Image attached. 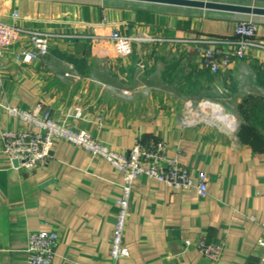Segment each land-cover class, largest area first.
Listing matches in <instances>:
<instances>
[{
	"label": "crops",
	"instance_id": "obj_1",
	"mask_svg": "<svg viewBox=\"0 0 264 264\" xmlns=\"http://www.w3.org/2000/svg\"><path fill=\"white\" fill-rule=\"evenodd\" d=\"M211 1L264 7V0ZM247 19L264 43V15L136 0H0L1 22L59 35L29 64L14 59L15 46L3 49L0 133L25 128L3 105L48 111L117 152L162 141L168 157L207 177L205 196L136 179L123 236L128 254L114 262L121 173L62 139L44 167L27 170L3 154L0 141V264H25L27 235L41 229L58 235L52 264H264V131L258 146L238 135L246 123L238 104L248 96L264 102V49L205 78L186 41L233 38L236 21ZM113 30L131 37L128 57L99 40ZM209 100L232 111L233 123L202 117ZM201 235L223 245L219 259L184 248V239Z\"/></svg>",
	"mask_w": 264,
	"mask_h": 264
},
{
	"label": "built area",
	"instance_id": "obj_2",
	"mask_svg": "<svg viewBox=\"0 0 264 264\" xmlns=\"http://www.w3.org/2000/svg\"><path fill=\"white\" fill-rule=\"evenodd\" d=\"M11 16L17 19L18 13L13 12ZM256 32L257 25L253 20H238L234 26L233 38L210 37L186 41L193 43L197 54L201 56L202 64L211 73H217L222 67H228L233 60L245 58L251 49H264V43L255 37ZM58 36L53 32L26 29L16 23L0 21V56L3 49L15 46L14 59L29 64L44 58L48 54L50 40ZM24 39L25 44L22 43ZM100 39L108 40L118 57H128L132 53L131 37L118 30H113L106 36L99 37ZM3 109L25 124L23 129H4L0 133L3 154L12 161L16 160L19 167L27 170L44 167L54 142L62 139L83 148L92 156L102 157L121 173L120 193L114 200L116 212L110 241V256L114 262L128 254L123 236L130 211L133 183L140 176L154 179L173 189L195 187L198 195L207 194L206 174L197 171L194 177L184 165L166 155V144L162 141L149 147L135 141L127 153L117 152L88 131L75 129L65 121L53 119L48 111L37 114L10 105H3ZM220 109L222 110L221 107ZM57 244L58 235L54 230L31 231L27 235L25 264H52ZM258 244L264 247V239H259ZM183 245L184 248L197 249L210 260L219 259L223 251L221 243L209 242L202 235L184 239Z\"/></svg>",
	"mask_w": 264,
	"mask_h": 264
},
{
	"label": "trees",
	"instance_id": "obj_3",
	"mask_svg": "<svg viewBox=\"0 0 264 264\" xmlns=\"http://www.w3.org/2000/svg\"><path fill=\"white\" fill-rule=\"evenodd\" d=\"M210 74L209 69L205 68L204 77L208 78ZM238 113L246 121L239 125V137L252 146L261 144L263 140L261 132L264 131V102L253 96L243 98L238 104Z\"/></svg>",
	"mask_w": 264,
	"mask_h": 264
},
{
	"label": "water",
	"instance_id": "obj_4",
	"mask_svg": "<svg viewBox=\"0 0 264 264\" xmlns=\"http://www.w3.org/2000/svg\"><path fill=\"white\" fill-rule=\"evenodd\" d=\"M136 1L196 7L204 10H217V11L237 12V13L239 12V13H246L249 15H264V7L218 2L211 0H136ZM13 163L17 164V161L14 160Z\"/></svg>",
	"mask_w": 264,
	"mask_h": 264
},
{
	"label": "bare ground",
	"instance_id": "obj_5",
	"mask_svg": "<svg viewBox=\"0 0 264 264\" xmlns=\"http://www.w3.org/2000/svg\"><path fill=\"white\" fill-rule=\"evenodd\" d=\"M208 105L210 108L214 110V114L217 116V118L222 120L225 124L228 125L231 124V122H233L230 116L221 112L222 110L220 109V106L218 104L210 103Z\"/></svg>",
	"mask_w": 264,
	"mask_h": 264
},
{
	"label": "rangeland",
	"instance_id": "obj_6",
	"mask_svg": "<svg viewBox=\"0 0 264 264\" xmlns=\"http://www.w3.org/2000/svg\"><path fill=\"white\" fill-rule=\"evenodd\" d=\"M205 100V99H204ZM207 100V99H206ZM205 102V101H204ZM213 101H210L209 100V103L208 104H210V103H212ZM208 104H206V107H203V106H201V108L204 110V112L202 113L201 112V116L202 117H205V118H209L210 119V117H212V118H217V116L214 114V110L212 109V108H210L209 107V105ZM200 109V108H199ZM199 109H197V110H195V111H198ZM213 111V112H212ZM221 112H223L224 114H229L230 112H232V111H227V110H222ZM217 119H219V118H217ZM216 119V120H217ZM232 119V118H231ZM220 120V119H219ZM222 121V120H221ZM221 121H218L219 123L221 122ZM223 122V121H222ZM231 123H233V122H231Z\"/></svg>",
	"mask_w": 264,
	"mask_h": 264
}]
</instances>
